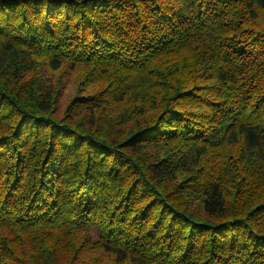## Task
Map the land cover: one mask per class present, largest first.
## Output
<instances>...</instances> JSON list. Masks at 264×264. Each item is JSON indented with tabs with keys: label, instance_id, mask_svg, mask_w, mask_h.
<instances>
[{
	"label": "trees",
	"instance_id": "obj_1",
	"mask_svg": "<svg viewBox=\"0 0 264 264\" xmlns=\"http://www.w3.org/2000/svg\"><path fill=\"white\" fill-rule=\"evenodd\" d=\"M0 264H264V0H0Z\"/></svg>",
	"mask_w": 264,
	"mask_h": 264
},
{
	"label": "rangeland",
	"instance_id": "obj_2",
	"mask_svg": "<svg viewBox=\"0 0 264 264\" xmlns=\"http://www.w3.org/2000/svg\"><path fill=\"white\" fill-rule=\"evenodd\" d=\"M39 71L40 74L45 76L47 80L52 78V80L54 81L58 77H60L61 82H63L64 84L56 104L57 115L60 116L67 102L71 99V97H73V95L76 92V86H75L76 75L69 68H65V70H61V71L57 70L52 72H46L43 68H41Z\"/></svg>",
	"mask_w": 264,
	"mask_h": 264
}]
</instances>
